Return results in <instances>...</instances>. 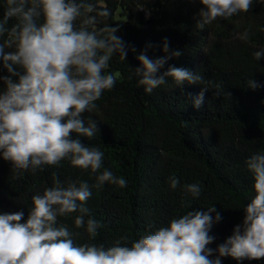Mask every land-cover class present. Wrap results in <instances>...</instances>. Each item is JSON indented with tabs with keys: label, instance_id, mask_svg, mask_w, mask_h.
Wrapping results in <instances>:
<instances>
[{
	"label": "trees",
	"instance_id": "trees-1",
	"mask_svg": "<svg viewBox=\"0 0 264 264\" xmlns=\"http://www.w3.org/2000/svg\"><path fill=\"white\" fill-rule=\"evenodd\" d=\"M91 2L111 11V16L96 27L108 23L118 28L115 35L128 48L126 60L117 53L106 70L117 76L115 86L96 101L94 112L82 114L86 125L89 118L97 121L98 132L91 138L71 134L82 144L104 152L102 168L93 173L63 160L59 166H45L35 173L24 171L17 177L11 162L0 152V214L22 211L21 222H26L32 196L53 186V173L61 182L87 181L91 187L96 177L109 169L126 179L127 185L120 188L106 182L92 187L86 207L90 216L103 224L95 238L86 231V223L75 226L78 212L57 218V226H66L75 244L110 248L123 236L130 243L188 211L207 212L213 206L216 211L210 215L219 213L221 220L209 232L215 239L208 247L217 249L237 225L243 224L244 209L255 196L254 176L246 161L264 152V56L259 60L254 56L264 51V0H253L249 12L217 19L204 29L197 27L203 8L199 0ZM5 7L6 0H0V19ZM245 30H250L246 41L240 38ZM165 38L169 52L179 50L181 55L169 59L157 75L175 66L204 79L178 87L167 78L165 85L148 94L134 74L140 67L136 57L148 45L151 47L145 54L150 59L168 55L163 51ZM10 51L14 49H5V53ZM14 68L23 74L19 66ZM9 75L0 59V77ZM13 80L18 81V77ZM250 80L260 86L248 87ZM217 84L221 86L219 94ZM205 86L208 89L197 109L195 98ZM5 87L0 79V93ZM170 176L179 180L176 189L170 187ZM187 184H199L201 194L193 197L187 193ZM217 255L214 252L210 258ZM220 259L221 264H264V258Z\"/></svg>",
	"mask_w": 264,
	"mask_h": 264
},
{
	"label": "clouds",
	"instance_id": "clouds-1",
	"mask_svg": "<svg viewBox=\"0 0 264 264\" xmlns=\"http://www.w3.org/2000/svg\"><path fill=\"white\" fill-rule=\"evenodd\" d=\"M199 3L203 8L197 27L204 29L217 19L249 12L253 0ZM110 16V9L98 8L91 0H6L0 19V59L10 75L0 77L6 85L0 93V152L11 162L17 177L24 171L35 173L45 166H59L63 160L93 173L102 168L104 152L82 144L71 134L87 138L96 135L97 121L89 118L86 125L82 114L94 112L96 101L115 86L117 76L106 71L113 55L119 53L122 60L127 57V46L115 35L118 28L108 23L96 27ZM10 20L14 21L11 25ZM249 31L240 38L246 41ZM148 47L151 45L136 57L140 67L134 69L146 93L165 85L167 78L178 87L202 83L201 75L181 67L170 66L157 75L181 52H169L165 38L163 51L168 55L153 60L145 54ZM6 48L14 51L5 53ZM131 51L136 50L133 47ZM254 56L259 60L264 51ZM14 65L23 69V74ZM259 86L255 81L248 82L253 89ZM220 87L216 85L218 94ZM207 89L205 86L195 98L197 109ZM246 165L254 176L255 196L244 209L242 226L237 225L217 249L208 247L215 239L209 232L221 220L219 213L210 215L216 211L213 206L207 212L188 211L171 219L166 227L130 243L123 236L110 248L75 244L68 228L57 226L58 216L78 212L75 226L86 223V231L95 238L103 224L92 218L86 207L92 187L99 188L106 182L120 188L127 185L126 179L104 169L91 187L87 181L61 182L53 173V186L42 195L32 196L26 222H21L22 211L0 214V264H221V257L260 260L264 258V152L253 154ZM169 184L176 189L178 178L170 176ZM184 189L193 197L201 194L199 184H187ZM214 252L218 255L210 258Z\"/></svg>",
	"mask_w": 264,
	"mask_h": 264
}]
</instances>
